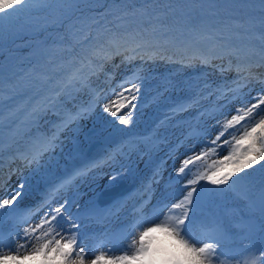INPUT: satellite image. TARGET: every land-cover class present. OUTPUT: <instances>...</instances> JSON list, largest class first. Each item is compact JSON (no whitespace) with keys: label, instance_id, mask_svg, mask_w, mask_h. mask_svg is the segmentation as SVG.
<instances>
[{"label":"snow or ice","instance_id":"snow-or-ice-1","mask_svg":"<svg viewBox=\"0 0 264 264\" xmlns=\"http://www.w3.org/2000/svg\"><path fill=\"white\" fill-rule=\"evenodd\" d=\"M258 3V19L233 15L252 7V0H225L223 3L219 0H190L187 3H153L152 0H146L139 6L128 3L127 0H116L107 6L122 14L116 16L119 21L137 15H149L158 21L160 17L153 13L161 9L185 16L202 13V23L204 17L208 20L219 18V23L229 33L226 37H220L221 54L212 57L201 55L196 59L201 65L218 68L222 74L232 70L234 66L237 77L230 83L219 85L206 81L194 98H186L169 110L166 120L197 110L196 119L200 131L191 133L197 137V143L180 153L183 159L177 157L179 166L174 168V175L169 174V181L174 183H170L169 188L160 190V215L165 218L157 222V217L156 220L130 226L127 233L131 238L129 246H135L131 255L127 254V249L119 255L108 254L112 249L107 252L98 251L103 247V239L100 244L90 247L81 232L83 219L102 214L94 206L87 211L80 208L73 211V207L78 204L73 189L78 190L80 184L98 172L104 173L107 183L117 186L125 180L137 179V170L132 167L131 160L135 142L125 141L111 151H106L103 158L93 159L70 169L55 187L32 205L20 203L29 187L27 177L18 179L13 186L10 182L18 169H12L7 180L0 175V264H225L222 257L230 258L225 244L227 229L215 218H202L197 210L206 198L235 191L239 199L253 207L258 206L264 215V175L259 178L254 175L257 167L264 172V73L257 74L251 70L253 67L264 66V0H258ZM37 8L51 10V14L55 16L54 23L62 27L70 19L65 15L67 9L75 8L80 11L81 16L84 11L77 0H53L42 4H36L34 0H0V48L3 47L5 33L10 31L14 20L19 21L18 14ZM87 20L84 17L81 28L73 26L59 37L61 51L66 54V58L58 67H75L65 73L62 79L54 82L52 94L45 97L42 103H37L30 116L35 118L47 111L61 95H72L73 92L88 89L91 94L88 104L81 106L75 113H68L57 133L71 125H78L81 120L94 118V126L86 136L89 140L99 141L113 131L124 133L133 124L136 102L141 91V77L138 71H133L116 86L120 91L111 87L108 90H97L92 86V78L99 79L100 73L104 72L105 63L114 54H121V49L137 53L144 60L145 55L140 52L153 45L134 38V46L131 48L127 47L128 40L120 43L110 37L101 42V34L93 36ZM108 23L111 24L112 21ZM204 26L215 29L216 23ZM44 30L47 31V28ZM111 31V28H104V32ZM135 58L125 56L122 63H131ZM225 58L228 60L227 67L223 64ZM148 59L152 57L148 56ZM214 59H219L221 64H213ZM49 63L53 61L50 60ZM105 76L106 82L110 84L113 73H105ZM42 79L48 83L52 81V76L44 75ZM6 83L4 67L0 65V100L5 98ZM211 97H214L211 104L205 106L204 101ZM100 103L103 106L97 111L96 107ZM3 108L4 105L0 104V115ZM75 130L78 131L79 128ZM57 133L51 138L36 142L22 154L21 158L26 166L34 165L35 174L41 180L46 181L45 177L39 176L43 155L55 147L59 139ZM155 135L153 132L136 142L151 143ZM197 145H200L198 152ZM76 151L85 157L87 155L79 146ZM211 156L217 159L207 164L203 171H193L201 161ZM162 179V169L156 167L150 183L160 185ZM172 190L177 191L178 195L174 196ZM61 193L67 195L61 197ZM37 217L39 220L34 223ZM136 229H141L138 235ZM197 231L200 239L194 235ZM157 232L171 240L168 248L154 245L156 238L152 234ZM257 252L260 253L259 256H256ZM250 255L255 257L252 264H257V261L264 264V238L261 239L259 248H252Z\"/></svg>","mask_w":264,"mask_h":264},{"label":"rangeland","instance_id":"rangeland-1","mask_svg":"<svg viewBox=\"0 0 264 264\" xmlns=\"http://www.w3.org/2000/svg\"><path fill=\"white\" fill-rule=\"evenodd\" d=\"M122 1H125V0H122ZM127 2H128V0H127ZM152 2L157 3V0H152ZM164 2L165 3H167V2L187 3V2H190V0H164ZM202 2H204V0H202ZM219 2L223 3V2H225V0H219ZM252 4H253L252 7H248V8H245V9L239 11V12H235V13H233V15L252 16V17H255L258 19L259 15H260V6L258 3V0H252ZM162 10H163V13H161V12L153 13V14L158 15L160 17L159 21L162 20L161 22H163V23L157 24L156 23L157 20L153 19L152 21H154L155 27L159 29L160 27H158V26L163 25L169 31L171 29V31L175 32L176 35L183 36L184 40L192 38L193 33L196 31V28H195L196 23L201 20V17L203 15L202 13L197 12V13H192L191 16H185V15H178V14L173 13V12H168L164 9H162ZM112 14H113V12H112ZM114 16H116V15H114ZM147 16L149 17V15H147ZM84 17H82L81 15H78V17H76L74 19V23L79 24V27H76V28L82 27L81 21ZM142 17L145 18L144 15ZM101 19H104V16H102L101 18L99 17L98 20H101ZM129 19L135 20L137 22V19H134V18H129ZM114 20H117V19L114 18ZM190 20H191V22H189ZM135 21H129V25L131 26V28L134 27ZM87 23H88V21H87ZM189 23H193V25L190 26ZM211 23H216V25H218L220 27L219 29H217L216 32H213V34L215 35V39H220L221 36L226 37L229 35L227 30H225L221 26L223 24L219 23V18H217L216 20H208L206 17V20H204V23H202V24L204 25V24H211ZM97 26L98 25H94L93 27H91V34H93L95 32V30L97 29ZM100 26L103 27L104 25L101 23ZM110 27H112L111 29L115 32L120 30L115 26L110 25ZM155 27L153 28V36L156 38V37H158V34H157V29ZM204 29L207 31L210 30V28H207L205 26H204ZM98 31H99V28H98ZM117 33L119 36H121L120 32H117ZM195 34H196V32L194 33V36H195ZM195 42H196V40H195ZM28 43L29 42H27V43L25 42L26 45ZM194 43H192V44H194ZM196 45H197V47L202 46L198 42L196 43ZM44 46H46V45H44ZM52 46H53V50H55L56 53L51 58H49L47 60H45V59L43 60L42 64L45 66V68H43V65H40V64L37 65L35 62L31 63V61L29 60V59H31L30 56H27L28 59L27 58L24 59V53L28 52V48L27 49L26 48H24V49L19 48L13 52H11L7 49L6 52L0 53V59H4V63H3V61H0V65H4L5 66L4 68H6L7 66L5 64H7L10 67H12L11 70L15 69V67H18L20 70L18 74H22V76H25V77H27L29 75L32 78V80L28 79L30 82H32L30 86H31L32 90L34 92H36L35 97L30 98L32 100V104H31V101L29 103H24L23 98L24 99H28V98H25V96L23 98H19V96L16 94V92H14V90H13L14 88L9 89L10 90V96L6 95V94H8V92L7 93L4 92L5 98L3 100H9V105H6L7 109H5L4 113L2 115H0V118H1L0 122H5L6 126H5V124H3V126L7 127V128L5 129V128H2L0 126V131L5 133V138L6 139L8 138L7 141H9V139L15 140V138H16L15 136H17V134H20L22 131H24L28 128L33 130V129H35V126L38 127L40 125L39 123L44 124L43 122H41L44 119V117L33 118L32 116H30V113H31L33 107L37 103L43 102L45 97L50 95V90H52L54 82L57 79H62L68 70L67 68H69V66H67V65L64 68L58 67V65H60L63 62V60L66 58V54H64L61 51V45L59 44V42H55V43L52 42ZM79 50H80V48L78 47L77 51H79ZM210 51L215 52L213 49H210ZM151 55H152V57L157 56L156 53H152ZM46 56L47 55H45V58H47ZM210 57H212V56H210ZM50 60L53 61V63H49ZM215 60H217V59H215ZM106 65L108 66L109 70H112L114 68L113 65H110V64H106ZM175 65L180 66L182 68L185 67V64L181 63V62H177V63H175ZM48 68L51 71L49 75L52 76V82L45 83V81L42 79V76H39V74L48 70ZM6 79H7V82H9V83L12 82L10 80V78H6ZM99 82H100V78L98 79L97 83H99ZM105 90H108V89H105ZM83 96H89V95H87L86 89L83 91L73 92L72 95H61L58 99H60V98L66 99L67 98L68 100L73 101V100L78 99V97H83ZM8 97H11V99H8ZM98 105L100 108L103 104L100 103ZM39 119H41V120H39ZM92 120H93V118H92ZM143 121H142V123H143ZM57 126H59V124H57ZM39 128H43V127L40 126ZM22 133H24V132H22ZM66 141H67V143H69V139H66ZM0 143H2V142H0ZM0 149H2V147H0ZM180 157L181 156L179 155V158ZM2 159L4 160V158H2ZM177 161H178V159H177Z\"/></svg>","mask_w":264,"mask_h":264},{"label":"bare ground","instance_id":"bare-ground-1","mask_svg":"<svg viewBox=\"0 0 264 264\" xmlns=\"http://www.w3.org/2000/svg\"><path fill=\"white\" fill-rule=\"evenodd\" d=\"M135 70H139V68L137 66H135ZM169 72H171L172 74H169ZM197 72H198V70H193L189 74L183 75L182 72H177V69L176 68L168 67V68H166L164 70V73H162L157 79L159 81L162 80V83L165 85L164 90L165 89L168 90L166 93H171V92L173 93L174 91L177 90V88H178L177 85H184V86L185 85H188V83H189L188 76L191 75V74H195ZM204 74H205V70L202 69L200 75H204ZM194 76H196V74ZM214 79H215V76L210 81H212ZM117 83L118 82H116L114 85H116ZM170 83L173 84V86L170 87V89H168L169 88L168 85ZM142 87L143 88H141V91H140V94H139V100L136 102L137 103V109L135 111V115H134V118H133V124L134 123H139L144 117L147 116L146 114L143 113V111L139 110V107H141V105L138 106V102L141 103L143 101L142 94H143L144 85H142ZM103 89H104V87H103ZM151 100H153V96H151L149 99H147V101L145 102V105H148ZM63 103L64 104L66 103V101L64 99H57L55 101V104H57L58 106H63ZM64 113H66V115H67L68 114V110H65ZM73 113H74V111H73ZM56 115L57 116L51 122H47V118H44V120L41 121V122H43L46 125L49 123V127L52 129L51 130L52 131V136H53L54 133H57V131L55 129V126H57V124L62 119V117H60L59 113H56ZM109 119H111V118H109ZM39 120H41V119H39ZM163 121H165V120H163ZM181 121H182L181 128H183V125L184 124H189L190 123V122H188L187 118H185V119H183ZM191 122H193V121H191ZM88 123H90V124H87L86 128L93 127L94 126V118H93V120H92V118H90V119L88 118ZM165 123H166V121H165ZM157 126H158V123L153 124V125H147V126H143L140 130L141 131H147L148 130L149 132L150 131L154 132L157 129ZM120 127H122V126H120ZM69 129H70V131H69L70 134L71 133H74V132L77 133V135L75 137H73L72 139H70V142H69L70 145L73 143V141H74L75 138H80L81 139L80 144H79L80 146H82L87 141V136H86V134L84 133L83 130H80L79 129L78 131L77 130L72 131V129L70 127H69ZM161 131H163L164 134L162 135V137L158 138V140L161 143H165V142H167V138H168V137H165L164 136L165 133H166L165 128H163ZM190 134H191V132L188 134V136ZM125 136H127L126 133H124L122 135H117V133L113 131V132H111V134L106 135V138H104V139H106L110 143L112 142V144L115 145V144H117L119 142V139H122ZM24 137L27 138V136H24ZM22 140H24L23 137H22ZM140 140H142V138H140L139 141ZM196 143H197V139H190L189 140V144L186 146V148H188L192 144H196ZM97 145L99 146L97 148V150H96L97 152L102 151V150H104V149H106L108 147V145L106 143H104V144H97ZM198 147H200V145H197V148ZM184 151L185 150H183L181 152H184ZM71 152H72V150H67L66 148H63L62 149V155L59 157V160L63 161L68 156H70L69 153H71ZM168 156H169V154H168ZM215 159H217V158H215ZM212 160H214V159L208 160V158H206L205 160L201 161L197 167H200V168L201 167H205L207 164H210L212 162ZM151 161H156V158L152 159ZM173 163H174V161L172 162V164ZM146 165L147 164L143 163L142 165H137L136 166V170H137V174L138 175H137V179H135V180H139L148 171V168H146ZM254 175L257 178H259V176L264 175V172H262L259 169V167H257V171H256V173ZM100 179L103 180L102 181V184L103 185H107L108 184L107 181H106V177L104 176V173L100 175ZM130 180H132V179H130ZM94 184H97L96 180H94ZM89 188L90 187H88V189ZM225 195H227V193H221V194H218L215 198H218L220 200V202H223L224 200L222 199V197H224ZM162 238L163 239L160 242V240L156 237L155 246H159V247H162V248H168L171 245V243H172L171 240L167 236H165L163 233H162ZM164 242H166L169 245H166ZM109 254L110 255H115L114 252H111Z\"/></svg>","mask_w":264,"mask_h":264},{"label":"trees","instance_id":"trees-1","mask_svg":"<svg viewBox=\"0 0 264 264\" xmlns=\"http://www.w3.org/2000/svg\"><path fill=\"white\" fill-rule=\"evenodd\" d=\"M90 1H93V0H78L79 7L81 9H83L84 11H86V8H90L92 6V3ZM39 3L42 4L43 0H39ZM32 11H34V10H32ZM23 13H24V15L22 16L23 19H22L21 22L20 21L16 22L14 20V22H16V25L13 22V26L15 27V29L14 30L12 29L11 32H10L12 38H14V37H16L18 35L28 34L30 32V30H29L30 28L26 24L29 22L30 19H33L34 15L30 14L28 11L23 12Z\"/></svg>","mask_w":264,"mask_h":264}]
</instances>
